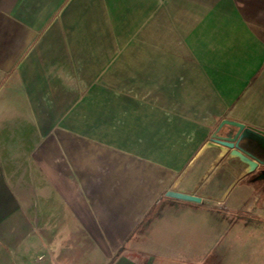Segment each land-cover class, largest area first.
<instances>
[{
	"label": "crops",
	"instance_id": "0c3cea01",
	"mask_svg": "<svg viewBox=\"0 0 264 264\" xmlns=\"http://www.w3.org/2000/svg\"><path fill=\"white\" fill-rule=\"evenodd\" d=\"M223 119L264 132V0H0V264H264L258 186L165 195Z\"/></svg>",
	"mask_w": 264,
	"mask_h": 264
},
{
	"label": "water",
	"instance_id": "95a60500",
	"mask_svg": "<svg viewBox=\"0 0 264 264\" xmlns=\"http://www.w3.org/2000/svg\"><path fill=\"white\" fill-rule=\"evenodd\" d=\"M241 180L264 195V132L223 119L165 195L221 203Z\"/></svg>",
	"mask_w": 264,
	"mask_h": 264
},
{
	"label": "rangeland",
	"instance_id": "374dc122",
	"mask_svg": "<svg viewBox=\"0 0 264 264\" xmlns=\"http://www.w3.org/2000/svg\"><path fill=\"white\" fill-rule=\"evenodd\" d=\"M89 254H90V255H91V254L93 255V253L88 252L87 255H89Z\"/></svg>",
	"mask_w": 264,
	"mask_h": 264
}]
</instances>
